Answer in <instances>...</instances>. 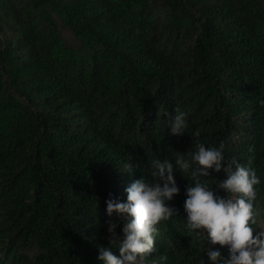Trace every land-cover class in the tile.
Segmentation results:
<instances>
[{
	"label": "trees",
	"instance_id": "trees-1",
	"mask_svg": "<svg viewBox=\"0 0 264 264\" xmlns=\"http://www.w3.org/2000/svg\"><path fill=\"white\" fill-rule=\"evenodd\" d=\"M261 99L264 0H0V264H101L107 222L124 224L109 194L126 199L151 159L198 142L251 163L264 220ZM177 107L183 135L167 129ZM175 174L180 214L145 264H207L201 230L185 227L190 180Z\"/></svg>",
	"mask_w": 264,
	"mask_h": 264
},
{
	"label": "clouds",
	"instance_id": "clouds-1",
	"mask_svg": "<svg viewBox=\"0 0 264 264\" xmlns=\"http://www.w3.org/2000/svg\"><path fill=\"white\" fill-rule=\"evenodd\" d=\"M259 103L264 106V99ZM188 115L177 107L167 120L168 132L183 135ZM194 135L198 137L199 131ZM121 167L134 173L140 164L128 160ZM221 170L225 177L216 181L215 188L202 179ZM177 171L190 180L183 204L185 227L189 232L201 230L206 234L203 251L207 264H264V220L258 219L254 208L261 177L250 162L226 158L224 142L218 146L198 142L194 150L177 151L174 161L167 156L151 159L146 174L126 186V199L110 193L107 215L122 218L124 224L119 235L118 221L107 222L111 235L109 246L99 245L97 259L101 264H145V257L155 251L160 222L180 214V209L170 203L181 191ZM167 259L161 255L152 264Z\"/></svg>",
	"mask_w": 264,
	"mask_h": 264
},
{
	"label": "rangeland",
	"instance_id": "rangeland-1",
	"mask_svg": "<svg viewBox=\"0 0 264 264\" xmlns=\"http://www.w3.org/2000/svg\"><path fill=\"white\" fill-rule=\"evenodd\" d=\"M63 33L69 40H73V36L69 31L63 30ZM116 231H117V234H120L119 230H116ZM199 233L201 234L202 237H205L206 239V234L203 231H200Z\"/></svg>",
	"mask_w": 264,
	"mask_h": 264
}]
</instances>
